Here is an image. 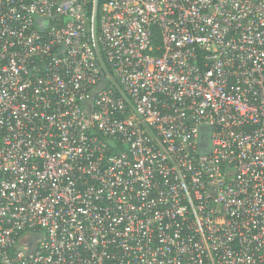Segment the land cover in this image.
Returning <instances> with one entry per match:
<instances>
[{
  "label": "built area",
  "instance_id": "2783aa9c",
  "mask_svg": "<svg viewBox=\"0 0 264 264\" xmlns=\"http://www.w3.org/2000/svg\"><path fill=\"white\" fill-rule=\"evenodd\" d=\"M0 264H264V0H0Z\"/></svg>",
  "mask_w": 264,
  "mask_h": 264
}]
</instances>
